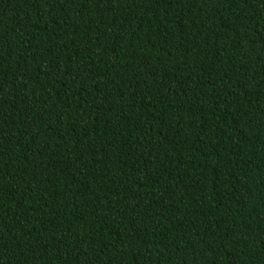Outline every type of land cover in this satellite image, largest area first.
I'll return each instance as SVG.
<instances>
[{"label":"trees","instance_id":"16d2710c","mask_svg":"<svg viewBox=\"0 0 264 264\" xmlns=\"http://www.w3.org/2000/svg\"><path fill=\"white\" fill-rule=\"evenodd\" d=\"M0 264H264V0H0Z\"/></svg>","mask_w":264,"mask_h":264}]
</instances>
